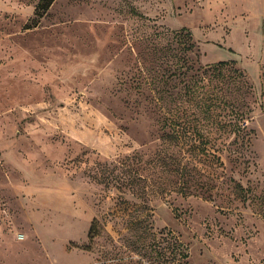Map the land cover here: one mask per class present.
<instances>
[{"label":"rangeland","instance_id":"obj_1","mask_svg":"<svg viewBox=\"0 0 264 264\" xmlns=\"http://www.w3.org/2000/svg\"><path fill=\"white\" fill-rule=\"evenodd\" d=\"M38 2L0 0V264H136L140 214L187 264H264V0H55L27 29ZM212 102L208 158L163 140ZM95 218L114 244L85 250Z\"/></svg>","mask_w":264,"mask_h":264},{"label":"trees","instance_id":"obj_2","mask_svg":"<svg viewBox=\"0 0 264 264\" xmlns=\"http://www.w3.org/2000/svg\"><path fill=\"white\" fill-rule=\"evenodd\" d=\"M54 2L55 0H39L34 13L35 18L32 19L26 28H36ZM187 34L188 38H190V33L188 32ZM230 64V62H219L212 66L211 69L220 73L219 68L226 67ZM218 107L219 105H215L214 102H212L206 108L205 112H202L201 114L194 112V125H191L190 127L178 123L173 117L165 118V124L162 127V130H164L163 140L168 142L170 146L173 145V148L180 146L182 149L183 146L189 144L191 139H194L196 142L193 143L191 148L195 147V151L198 153L197 156L208 158L209 152L207 148L209 141L205 139L203 129H210L213 127V124L219 116ZM239 113L242 117L241 122H243V114L245 112L240 109ZM245 126L246 125H243V127ZM239 127L240 129L242 128V123ZM191 148L189 150H191ZM214 154L215 153L212 155L214 156ZM133 157L134 160L132 157H127L125 158V161L140 162V155L134 154ZM170 160L176 164V167L172 168L173 163H170ZM159 164L169 174L177 173L179 177H183L186 172V166L182 164L178 157L174 156V153H171L169 157L166 156L163 158ZM137 179L139 181L140 178L137 177ZM141 207L145 210L149 209L145 203H142V205L137 208ZM127 224V230L129 233L122 241L125 243L126 248H129L130 252L139 256L136 264H187L186 260L188 259V253L185 250L186 247L184 244L169 230L162 229L155 232L149 214L129 215ZM103 231L106 236H108V240L114 244L113 238L107 235L100 220L95 218L91 221L87 234L88 245L84 249L90 250L94 241L103 237ZM114 259L115 261L111 264H122L120 260L116 261V258ZM131 262L132 260L129 261V263Z\"/></svg>","mask_w":264,"mask_h":264},{"label":"built area","instance_id":"obj_3","mask_svg":"<svg viewBox=\"0 0 264 264\" xmlns=\"http://www.w3.org/2000/svg\"><path fill=\"white\" fill-rule=\"evenodd\" d=\"M20 238H22V236Z\"/></svg>","mask_w":264,"mask_h":264}]
</instances>
